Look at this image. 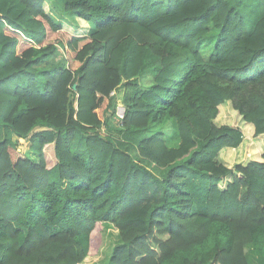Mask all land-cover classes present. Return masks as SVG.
Masks as SVG:
<instances>
[{
    "label": "trees",
    "instance_id": "16d2710c",
    "mask_svg": "<svg viewBox=\"0 0 264 264\" xmlns=\"http://www.w3.org/2000/svg\"><path fill=\"white\" fill-rule=\"evenodd\" d=\"M61 1L76 28L45 0H0V264H85L105 226L106 264H254L264 0ZM147 51L159 68L141 90ZM164 118L175 146L145 134Z\"/></svg>",
    "mask_w": 264,
    "mask_h": 264
},
{
    "label": "rangeland",
    "instance_id": "374dc122",
    "mask_svg": "<svg viewBox=\"0 0 264 264\" xmlns=\"http://www.w3.org/2000/svg\"><path fill=\"white\" fill-rule=\"evenodd\" d=\"M51 16L54 19L55 22H59L60 24L68 25L72 28H76L78 26V21L76 23V20H73L74 18L70 15H67L66 13L61 10V13L57 14L56 11L51 8ZM55 15H57L56 18ZM65 16V17H64ZM217 40V37L214 35H207L205 36L201 42H204L205 44L200 45V51L203 55V58L207 60L210 55L213 53L212 47L215 44ZM146 61L148 62L145 67V71L143 75L140 77V86L139 89L146 90L153 84L154 75L158 71L159 68V60L157 57L153 56L149 51L146 52ZM123 90L120 92L119 95H115V102L113 104H110L107 109L104 111V115L108 117L111 124L114 126L119 125L118 118H116V110L119 108L124 107L123 105V97L128 92H123ZM116 104L114 114H113V107ZM163 133L166 137L167 144L169 146H175L178 139L177 130L175 128V125L173 123V119L171 118H164L159 123H150L147 129V132L145 134L152 135L154 133ZM0 138H2V132L0 130ZM21 146H19L18 149H20ZM21 150V149H20ZM22 151V150H21ZM131 153L136 156L135 152L131 150ZM202 211V208L200 209ZM109 228V229H108ZM98 241L100 242V245L98 244ZM118 238L116 237V231L114 228L111 227H103L100 230V233H98V239H94V247H93V254L87 256L84 259L85 264H106V260L108 255L111 253L113 246L118 242ZM249 253L251 256H249V259L254 264H264V251L262 252H254L252 253L250 249L248 248ZM248 252V251H247Z\"/></svg>",
    "mask_w": 264,
    "mask_h": 264
},
{
    "label": "crops",
    "instance_id": "0c3cea01",
    "mask_svg": "<svg viewBox=\"0 0 264 264\" xmlns=\"http://www.w3.org/2000/svg\"><path fill=\"white\" fill-rule=\"evenodd\" d=\"M46 1V3H47V6H48V8H49V10L51 9V8H53L55 11H56V13L58 14H60L61 13V10H60V6H62L63 5V2L61 1V0H45ZM50 14H51V10H50ZM71 17H73L74 19L73 20H76V23H77V18L75 17V16H72V15H70ZM55 17L56 18H59V17H57V15H55ZM65 17V16H64ZM88 26H89V31H90V33H91V29H92V25H90V24H88ZM178 142H176V144H177ZM103 227V226H102Z\"/></svg>",
    "mask_w": 264,
    "mask_h": 264
},
{
    "label": "built area",
    "instance_id": "2783aa9c",
    "mask_svg": "<svg viewBox=\"0 0 264 264\" xmlns=\"http://www.w3.org/2000/svg\"><path fill=\"white\" fill-rule=\"evenodd\" d=\"M124 111H125L124 107L119 108V109L116 110V116L118 117V119H120V120L123 119V117H124Z\"/></svg>",
    "mask_w": 264,
    "mask_h": 264
},
{
    "label": "water",
    "instance_id": "95a60500",
    "mask_svg": "<svg viewBox=\"0 0 264 264\" xmlns=\"http://www.w3.org/2000/svg\"><path fill=\"white\" fill-rule=\"evenodd\" d=\"M75 88H76V85L74 84V85H73V89H75Z\"/></svg>",
    "mask_w": 264,
    "mask_h": 264
},
{
    "label": "clouds",
    "instance_id": "9594fccd",
    "mask_svg": "<svg viewBox=\"0 0 264 264\" xmlns=\"http://www.w3.org/2000/svg\"><path fill=\"white\" fill-rule=\"evenodd\" d=\"M117 234V233H116ZM116 237L118 238V236L116 235Z\"/></svg>",
    "mask_w": 264,
    "mask_h": 264
}]
</instances>
